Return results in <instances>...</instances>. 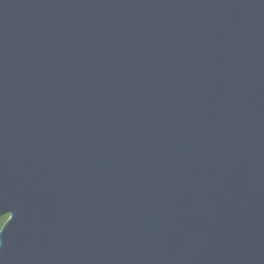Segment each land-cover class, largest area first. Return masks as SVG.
Returning <instances> with one entry per match:
<instances>
[{
  "label": "water",
  "instance_id": "obj_1",
  "mask_svg": "<svg viewBox=\"0 0 264 264\" xmlns=\"http://www.w3.org/2000/svg\"><path fill=\"white\" fill-rule=\"evenodd\" d=\"M0 264H264V0H0Z\"/></svg>",
  "mask_w": 264,
  "mask_h": 264
},
{
  "label": "trees",
  "instance_id": "obj_2",
  "mask_svg": "<svg viewBox=\"0 0 264 264\" xmlns=\"http://www.w3.org/2000/svg\"><path fill=\"white\" fill-rule=\"evenodd\" d=\"M8 219V214H2L0 215V229L2 227V225L4 224V222Z\"/></svg>",
  "mask_w": 264,
  "mask_h": 264
}]
</instances>
